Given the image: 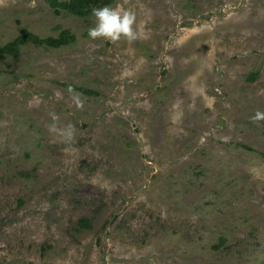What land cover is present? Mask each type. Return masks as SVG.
Segmentation results:
<instances>
[{
	"label": "rangeland",
	"instance_id": "obj_1",
	"mask_svg": "<svg viewBox=\"0 0 264 264\" xmlns=\"http://www.w3.org/2000/svg\"><path fill=\"white\" fill-rule=\"evenodd\" d=\"M51 1L0 0V48L76 38L0 60V264H264V0Z\"/></svg>",
	"mask_w": 264,
	"mask_h": 264
},
{
	"label": "trees",
	"instance_id": "obj_2",
	"mask_svg": "<svg viewBox=\"0 0 264 264\" xmlns=\"http://www.w3.org/2000/svg\"><path fill=\"white\" fill-rule=\"evenodd\" d=\"M113 3L114 0H69L64 2L52 0L50 4L57 13L62 9V11H66L73 16L87 18L92 16L91 6L102 7L104 5H112ZM75 41V36L68 30L63 31L57 38L49 37L46 39H41L39 36L31 34L29 31L23 30L14 42H10L3 48H0V60L5 59L7 56H17L20 49L28 44L51 49H60ZM81 223L86 227L89 226L86 221H82Z\"/></svg>",
	"mask_w": 264,
	"mask_h": 264
},
{
	"label": "clouds",
	"instance_id": "obj_3",
	"mask_svg": "<svg viewBox=\"0 0 264 264\" xmlns=\"http://www.w3.org/2000/svg\"><path fill=\"white\" fill-rule=\"evenodd\" d=\"M91 13L95 18V26L88 29V36L92 40L103 38L116 43L124 39L131 43L138 39L134 9H121L119 6L111 5L91 6ZM252 119L254 121L264 119V112L257 111ZM68 135L70 136L71 132Z\"/></svg>",
	"mask_w": 264,
	"mask_h": 264
}]
</instances>
